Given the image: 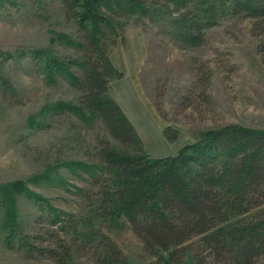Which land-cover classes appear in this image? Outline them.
<instances>
[{"label": "rangeland", "instance_id": "obj_1", "mask_svg": "<svg viewBox=\"0 0 264 264\" xmlns=\"http://www.w3.org/2000/svg\"><path fill=\"white\" fill-rule=\"evenodd\" d=\"M148 3L160 7L165 0ZM182 12L187 16L190 10ZM219 16L199 45H192L170 22L138 17L109 46L115 73L108 97L134 125L150 161L177 156L204 133L226 126L264 131V23L255 33L256 19L234 10ZM55 35L80 36L61 0H0V70L14 89L7 95L0 90V189L13 198L9 202L0 195V264H57L27 257L17 240H6L8 231L2 228L16 218L26 236L47 240L41 247L61 246L64 234L45 232L47 225L40 223L46 204L36 203L39 196L71 214L73 227L102 229L131 264H170L171 250L148 254L124 218L106 216L98 193L112 187L108 176L95 186L80 168L76 171V163L101 161L104 137L121 146L107 135L105 125L57 112L64 105H78L83 92L63 77L40 71L45 61L36 56L37 50L55 58L81 56L76 48L52 40ZM77 235L72 230L66 239ZM87 250L68 264H98Z\"/></svg>", "mask_w": 264, "mask_h": 264}, {"label": "trees", "instance_id": "obj_2", "mask_svg": "<svg viewBox=\"0 0 264 264\" xmlns=\"http://www.w3.org/2000/svg\"><path fill=\"white\" fill-rule=\"evenodd\" d=\"M61 2L80 36L55 35L52 40L76 48L81 56L49 57L47 50H37L36 56L45 61L41 72L54 79L63 77L83 92L78 105H64L57 112L68 111L85 123L105 125L107 135L121 146L115 147L104 137L98 164H75L76 171L80 168L95 186L108 176L112 187L98 193L106 216L124 218L148 254L171 250L170 264H264V131L226 126L204 133L177 156L150 161L134 125L108 97L115 73L109 46L122 36L130 19L170 22L181 28L192 45H199L221 12L234 10L256 19V33L264 23V0H165L160 7L151 6L149 0ZM185 8L190 10L187 16L182 12ZM208 85V79L204 80V93ZM11 89L0 70V90L7 95ZM0 195L13 201L7 190L0 189ZM36 203L46 204L42 205L45 215L40 217V223L47 225L45 232L65 238L60 235L61 246L41 247L39 243L46 239H31L17 219L10 218L2 226L8 231L6 240H17L27 257L68 264L77 253L89 249L98 264H131L102 229L89 224L91 229L85 232L82 225L72 226L71 214L53 208L43 197ZM72 230L78 235L67 240Z\"/></svg>", "mask_w": 264, "mask_h": 264}]
</instances>
